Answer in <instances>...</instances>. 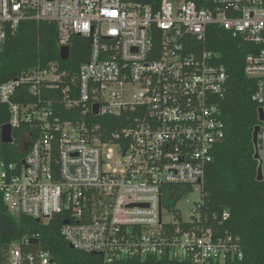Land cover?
<instances>
[{
	"label": "built area",
	"instance_id": "built-area-1",
	"mask_svg": "<svg viewBox=\"0 0 264 264\" xmlns=\"http://www.w3.org/2000/svg\"><path fill=\"white\" fill-rule=\"evenodd\" d=\"M28 20L56 24L60 49L79 36L92 47L73 86L61 89L67 73L55 65L0 85L8 117L0 133L6 212L43 224L61 217L68 244L102 264L241 260L237 239L206 226L198 205L226 137L220 102L229 75L207 42L218 28L246 45L245 73L256 81L252 100L264 112V0H158L157 7L136 0H0V58ZM42 87L61 90V99H16L21 89L31 97ZM103 115L128 125L107 133L94 121ZM4 126L12 130L9 145L2 142ZM259 126L264 152V122ZM3 146L20 157L6 160ZM172 185L200 193L189 219L166 209ZM32 240L0 245V264H56Z\"/></svg>",
	"mask_w": 264,
	"mask_h": 264
},
{
	"label": "trees",
	"instance_id": "trees-1",
	"mask_svg": "<svg viewBox=\"0 0 264 264\" xmlns=\"http://www.w3.org/2000/svg\"><path fill=\"white\" fill-rule=\"evenodd\" d=\"M144 5L157 7L158 0H136ZM202 5V0H190ZM90 38L74 37L67 62L61 61L58 43V28L54 23L23 22L16 35L10 36L0 58V85L21 77L25 72L50 65L57 73L66 72L61 89L77 83L81 65L91 54ZM207 48L218 55L225 65L229 80L226 97L221 100L223 120L226 126L224 142L216 147L214 160L209 165L202 185L200 212L208 217L205 225L213 227L222 236L231 235L241 246L243 257L236 264H264V180H258L260 160L255 159L254 131L261 123L259 107L252 96L256 81L245 73L246 45L232 39L227 32L212 28L208 33ZM39 94V95H38ZM60 100L61 90L47 91L42 87L34 96L19 91L20 102H35L37 97ZM0 133L8 117L1 112ZM102 128L111 133L128 125L123 117L103 115L94 118ZM16 132L15 135H17ZM1 135V134H0ZM4 158L16 161L20 154L13 146H3ZM193 193L186 185L168 186L165 206L179 218L176 206L180 200ZM228 213L227 219L223 214ZM216 217V220L213 218ZM62 218L56 217L43 224L25 217H13L0 203V245L8 246L30 236L36 247L51 253L56 264H102V258L79 250H73L61 235Z\"/></svg>",
	"mask_w": 264,
	"mask_h": 264
},
{
	"label": "water",
	"instance_id": "water-1",
	"mask_svg": "<svg viewBox=\"0 0 264 264\" xmlns=\"http://www.w3.org/2000/svg\"><path fill=\"white\" fill-rule=\"evenodd\" d=\"M69 56H70L69 47H63V48L60 49L61 61L67 62L69 60ZM94 113H95V115H99V105L95 106ZM258 115H259L260 123L264 122V112H263L262 109L258 110ZM260 130H261L260 126H257L255 128V131H254V145H255V148H256L255 159H257V160H260L259 142H258V135H259ZM2 142L5 145H9V144H11L13 142L12 130H11V128L9 126H4L2 128ZM258 180L259 181H263L264 180V176L262 174L261 167H259V169H258ZM68 222L69 221H67L66 223L68 224ZM38 223H39V221H38ZM70 248L74 250L72 245H70Z\"/></svg>",
	"mask_w": 264,
	"mask_h": 264
},
{
	"label": "rangeland",
	"instance_id": "rangeland-1",
	"mask_svg": "<svg viewBox=\"0 0 264 264\" xmlns=\"http://www.w3.org/2000/svg\"><path fill=\"white\" fill-rule=\"evenodd\" d=\"M260 167L264 176V152L262 150H260ZM200 198V193L193 192L192 194L183 197L176 208L182 213L185 219H189L192 208H194L195 204L199 202Z\"/></svg>",
	"mask_w": 264,
	"mask_h": 264
}]
</instances>
